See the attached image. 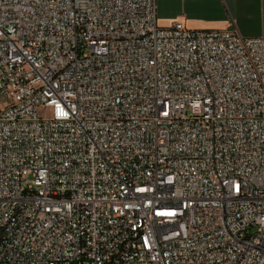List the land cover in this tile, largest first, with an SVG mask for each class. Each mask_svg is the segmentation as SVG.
<instances>
[{
  "label": "built area",
  "instance_id": "built-area-1",
  "mask_svg": "<svg viewBox=\"0 0 264 264\" xmlns=\"http://www.w3.org/2000/svg\"><path fill=\"white\" fill-rule=\"evenodd\" d=\"M156 7L0 0V264H264V36Z\"/></svg>",
  "mask_w": 264,
  "mask_h": 264
},
{
  "label": "crops",
  "instance_id": "crops-1",
  "mask_svg": "<svg viewBox=\"0 0 264 264\" xmlns=\"http://www.w3.org/2000/svg\"><path fill=\"white\" fill-rule=\"evenodd\" d=\"M157 21L182 22L189 29L237 31L264 36V0H156Z\"/></svg>",
  "mask_w": 264,
  "mask_h": 264
},
{
  "label": "rangeland",
  "instance_id": "rangeland-1",
  "mask_svg": "<svg viewBox=\"0 0 264 264\" xmlns=\"http://www.w3.org/2000/svg\"><path fill=\"white\" fill-rule=\"evenodd\" d=\"M37 112L40 116L47 117L50 116V109L49 108H43L42 106L37 108Z\"/></svg>",
  "mask_w": 264,
  "mask_h": 264
}]
</instances>
